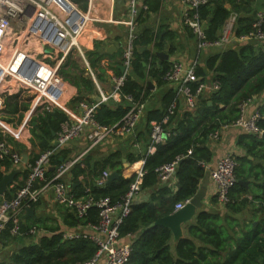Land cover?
<instances>
[{
  "label": "trees",
  "instance_id": "obj_1",
  "mask_svg": "<svg viewBox=\"0 0 264 264\" xmlns=\"http://www.w3.org/2000/svg\"><path fill=\"white\" fill-rule=\"evenodd\" d=\"M81 9L86 11L87 3L81 0ZM146 10H140L137 17L136 37L133 42L132 57L129 72L125 75L124 83L120 89L122 98L118 102L101 103L94 113V119L100 125L111 126L118 123L128 110V102L123 96H130L134 102H144L147 88L141 81L146 76H152L161 80L162 74L169 68L170 64L164 61L160 68L154 55L149 52V47L161 51L167 46L169 55L175 52L173 45V32L166 31L161 35L163 28L154 31L153 26L148 23L151 14L158 11V0H144ZM264 10V0H206L205 4L196 9L198 19L202 24L203 32L207 41L218 39V33L229 19L230 15L237 14L233 27L235 36L247 34L251 28L256 13ZM191 33V32H190ZM161 36V37H160ZM193 37V34H191ZM144 48V49H143ZM106 49L104 41L97 40L93 43V50L85 53L86 60L90 68L99 71L98 76H103L105 71L100 62L104 58L110 60L114 57ZM10 50V46H8ZM25 51V50H24ZM21 53L22 55H24ZM60 64L57 75L77 88V94L70 99V104H78L80 101L92 102L96 88L92 79L84 76V72L75 71L78 65L69 57ZM122 60H115L109 67L115 77L121 75L118 69ZM146 65H150L147 69ZM203 68L211 72L213 79L219 84V89L208 95L207 98L201 96L191 110L179 112L178 107L174 114L169 117L163 127L169 131L166 140L155 146L153 153L148 152L149 142L142 156L115 152L105 157L101 162L89 166L85 158L80 163L76 162L70 168L74 176L84 174V169L94 173L91 183L69 186V193L74 198L92 197L94 200L109 198L114 201L123 196L134 181L132 178L122 177L123 163L125 158L127 164L143 159L141 190L152 189L151 201L154 206L140 204L132 206V212L119 228V236L140 232V236L131 244V253L126 264H264V260L258 259L264 253V208L261 210V219L255 225H248L241 231V236L234 231L237 226L236 221L231 216H222L220 212H212L201 209L192 223L187 224L185 235L179 238L172 246V234L170 230L161 225H154V222L161 216H167L174 210L177 203L191 199L197 192L200 181L207 175L205 167L200 163H209L212 160V152L206 145L207 135L215 132L218 122L223 126L234 122L238 117V105L251 98L264 93V43L259 44L246 41L235 48L217 49L216 53L208 55L203 63ZM203 68L197 66L196 75L206 76ZM73 70H75L73 72ZM163 82V81H162ZM165 83V82H163ZM176 92L168 89L162 96L158 108L151 109L145 113V128L149 134V123L151 121L160 122L167 113V108L174 100ZM34 94L31 90H18L16 93L5 95L3 110L0 114V121L8 125H17L22 120L24 112L29 109ZM179 105V103H178ZM262 119L258 122L259 128L264 130V104L259 107ZM176 116H182L175 129L171 125ZM69 120L68 115L58 108L44 110L36 107L31 114L30 123V143L37 147L39 153L35 155L27 165L33 163L38 155L46 150H53L50 157V167L56 169L65 163L67 157L64 149L54 146L56 133L60 125ZM203 120H206L203 123ZM14 122H16L14 124ZM222 126V127H223ZM214 130V131H213ZM0 131V142L5 141L14 145L15 152L26 153V148L20 144L6 138ZM263 142L254 135H241L239 143L248 151L251 156L255 153L262 154V150L255 148ZM190 154L187 155V152ZM179 157L175 169L176 190L173 192L166 185L154 188L158 183L156 170ZM237 167L235 169L236 184L229 191L230 203L226 210L231 213L239 206L238 197L244 191L243 185L238 181L252 177L250 172L244 175L241 165L244 161L235 157ZM1 166L6 168L10 161L5 159L0 161ZM53 169L46 172V181L51 180ZM116 172L118 177L109 183L101 186L97 185V180L103 172ZM96 172V173H95ZM27 175V168H24ZM0 170V179L3 176ZM254 177L255 174L253 175ZM26 178V177H25ZM25 181V179H24ZM24 182L16 187L20 188ZM12 197V196H11ZM5 195L4 199H10ZM260 200L264 204V183L261 186ZM216 200V199H215ZM38 202L30 204L29 208L38 206ZM66 213L64 222L69 227L76 225L87 226L96 224L98 220L97 208L91 207L84 218H77L75 212L67 207H63ZM66 218H69L67 222ZM20 231L17 235L9 232L11 223L8 222L0 232L10 237L12 251L8 262L0 264H77L90 260L96 250V245L88 239L64 240L60 226H45L40 221L33 220L25 222L20 219ZM32 228H36L41 233L34 236L28 233ZM234 246V248H232Z\"/></svg>",
  "mask_w": 264,
  "mask_h": 264
},
{
  "label": "built area",
  "instance_id": "obj_2",
  "mask_svg": "<svg viewBox=\"0 0 264 264\" xmlns=\"http://www.w3.org/2000/svg\"><path fill=\"white\" fill-rule=\"evenodd\" d=\"M83 1L87 3L88 9L86 11L82 10L80 4L73 0H0V114L3 110L4 96L11 92L10 88H13L10 85L2 88V82L10 79L15 83L14 89L16 91L24 89L34 92V108L37 106L44 110L61 108L59 99L63 94L61 87L63 83L57 75L58 68L51 69L44 62L36 60L30 55V49L24 51V55H22L23 50L20 49V45L35 41L36 47L37 45L39 47L37 53H43L45 57L51 55L48 48H54L55 53H63L64 57L74 51L82 53L79 43L80 36L88 23L95 21L89 14L92 0ZM180 1L183 6L182 22L195 36L198 50L203 51L210 48L217 50L234 44L239 45L246 41L264 43V10L256 13L252 28L247 34L234 35L233 27L237 14L232 13L223 26L218 39L207 41L196 13V9L205 4L206 0ZM126 7V20L117 22L127 28L126 47L120 65L124 68V72L118 77H113L111 92L108 94L100 93L98 101L78 102L77 114L73 116V119L62 123L55 135L54 142L57 143L58 147H63L82 135L88 140L89 148L96 146L114 134L129 136L133 134L139 119L144 115V103L141 101L134 102L130 96H123L129 106L118 123L106 126L100 125L94 119V113L101 103L118 102L122 98L120 89L124 83L125 75L129 72L133 42L136 37V20L140 10H146L144 0H127ZM11 25L27 27L24 31L22 30L13 35ZM22 36L24 40L20 39ZM15 44L11 56L6 57L8 55V45L13 46ZM44 48L49 53H45ZM3 61L6 62L5 68H3ZM41 67H45L53 73L54 81H48L45 85L42 84L43 81L36 73V70ZM196 68V62L185 64L182 61L174 60L162 74L161 80L163 82L174 85L176 96L168 106L167 113L162 121L152 122L150 125L149 153H152L155 146L163 143L169 136V131L163 127V124L174 114L179 102L182 103L183 110H191L201 96L213 94L219 89V84L215 79L206 81L204 78L198 77ZM253 101L254 96L241 102L238 105L237 119L223 127H231L242 133L260 137L264 132L258 126V122L262 119L260 106H255L250 110ZM0 126H3L1 121ZM218 136V132L211 134V138L214 140H217ZM53 152L49 149L40 153L33 163L27 166L24 184L15 191L10 199L3 198L0 201V232L10 222V234L17 235L20 231L22 211L29 208L30 204L38 202L41 195L51 188L54 201L60 206L72 209L77 218H84L91 207L97 208L98 220L96 224L87 225L86 231L65 230L62 232L64 240L88 239L97 247L94 256L90 260L77 264H96L100 258L103 259L104 264H126L131 253V247L130 244L119 242V228L131 214L133 202L141 191L142 168L134 172V181L130 184L127 192L117 200L112 201L107 197L99 200H94L92 197L74 198L69 193L63 178L65 173L79 159L66 161L53 169L51 180L46 181L45 175L50 170V157ZM189 154L190 151L187 152V155ZM5 159H8L10 164L14 166L22 165V156L15 152L10 144L2 141L0 142V161ZM179 159V157H176L174 161L164 164L156 170L159 181L166 182L171 179ZM200 164L203 167L205 166L203 162ZM237 165L234 155L231 152H226L217 159L210 174V178L216 186V203L222 209H225L227 204L230 203L229 191L237 182L235 177ZM109 174L106 171L103 172L97 180V185H103ZM188 201L176 204L175 210L182 208ZM28 233L39 236L41 232L36 228H32Z\"/></svg>",
  "mask_w": 264,
  "mask_h": 264
},
{
  "label": "crops",
  "instance_id": "obj_3",
  "mask_svg": "<svg viewBox=\"0 0 264 264\" xmlns=\"http://www.w3.org/2000/svg\"><path fill=\"white\" fill-rule=\"evenodd\" d=\"M126 1L127 0H92L89 14L95 21L89 22L80 36L79 43L81 45L82 53H77L75 51L70 53L71 56L69 58L72 61H75L78 65V69L76 71L73 70V72L75 71L76 73H80V71L82 70L84 72V76L90 77L95 84L97 93L93 95V101H97V97H99L100 93L108 94L111 92L113 87L114 74L110 69L109 64L115 62V60H122V55L126 47L127 28L125 25H120L117 22L119 20H126L127 18ZM158 1L159 9L156 13L150 15L148 23L153 26L154 31L163 28L161 35L164 34L166 31L173 32L174 40L172 43L173 45H175L176 49L173 54L169 55L167 53V46H169V44L171 43L166 42V48L161 51L149 47V52L154 55L157 68H160L164 61H167L169 64H171V62L174 60L182 61L185 64L196 62L197 66L203 68L205 58L210 54L216 53L217 50L214 48L203 50V52H201V50H198L195 36H191V34L193 33L182 22L183 6L180 0ZM97 40L104 41L106 43V49L110 46H113L114 48V50H111L109 52L111 54H114V57L110 60L104 58L100 62L101 67L104 68L105 71L102 77H96L100 74L99 71L97 69L92 70L88 65V62L85 57L86 52L93 50V43ZM236 46L237 45L234 44L227 46L226 48H235ZM24 50L26 51V49ZM154 52H161L167 55L168 57L167 59L158 58L157 56H155ZM144 66H146L147 69L150 68V65L144 64ZM203 72H205L206 76H203V78L206 81H210L213 79L211 72L207 71L205 68H203ZM36 73L39 76L41 74H50L52 72L48 71L45 67H41L36 70ZM145 73L146 76L141 81L142 85L146 87L148 91L145 95V99L143 102L144 115L147 111L154 108H158L160 106L161 98L167 92L168 89L175 90L173 84L163 83L157 78H154L150 75L147 76V71ZM62 83L63 84L61 87L63 89V94L59 101H61L62 99L63 101H61V108L58 109L65 112L68 115L69 119H73V116H75L78 112L77 106L76 104H70L69 101L74 96H76L77 88L66 81H62ZM12 92L16 93L17 91L14 90L10 93L12 94ZM203 96L204 98L208 97V95L206 94ZM110 102L113 101H108V103ZM263 104L264 93L258 96H254V101L253 104H251L250 106V110H252L255 106H262ZM33 106L34 101L30 104L27 113L24 112L22 120L17 125H8L2 122L3 127L4 124L6 125L4 128L0 129L3 135L6 138H10L12 141H15L16 143L26 148V153L22 152L20 155L27 156V163H24L22 159V165L20 166H14L10 164L6 168L5 166L0 165V170L4 173L3 175L8 174L11 171H15L12 183L9 185V190L3 195H0V201L5 197V195H9L11 197L15 194L16 187L20 186L24 182V179L26 177V174L23 173L25 166L27 168L28 162L39 153L38 148L33 147L30 143V127L34 126V123L29 122L31 118L29 112ZM178 109L179 112L184 111L181 102H179ZM144 115V119L137 124L133 134L129 136L114 134L108 137L103 142L97 144L96 146L89 148L88 140L85 136L82 135L79 138L68 142L65 146L60 148L64 149L65 155L67 157H70L66 160L69 161L72 159H79L77 162L80 163L83 159L86 158L89 162V166L103 161L106 156L118 151L121 152L122 155L133 154L142 156L146 150V144L149 142L148 130L145 128L146 116ZM181 118L182 116H176L174 118L173 123L171 125V129H175ZM152 122L154 121H151L149 123V126L152 124ZM205 122L206 120H203V123ZM15 123L16 122H14V124ZM222 124V122H218L216 125L217 127L214 129L215 132L219 133L217 140L211 138L212 132L207 135V140L205 143L207 146H209L213 154V158L209 163H204L207 175L204 179L200 181L198 189L205 190V195L202 199V209L212 212H220L223 217L225 215L231 216L237 223V226L235 227L234 231L237 232L238 236H241V231L243 230V228L247 227L250 224L255 225L259 222L262 216L261 210L264 208V204L259 198L261 194V186L264 183V139L257 136L259 139H262L263 142L255 148L257 151L262 150V154L255 153L254 156H251L248 151L239 143V137L241 135L251 134L242 133L241 131L231 127H222ZM12 130H15L16 133H14V131ZM13 146L11 145L12 149ZM153 152L154 150L152 151V153ZM226 152H231L234 157L243 159L244 161L241 165L242 173L246 175L250 172V174L252 175V177L244 179V185L241 184L243 185L244 191L238 197L239 206L235 211H232L231 213H229L226 208L222 209L216 203V186L210 178V174L215 167L217 159L220 158ZM122 160V165L124 169L122 172V177L124 179L132 178L134 172L139 170V168L143 167V159L141 158L131 164H127L125 158H123ZM84 170V174H78L77 176H74L73 172L69 169L65 173L63 178V181L66 186L69 187L91 183L94 178V173L88 169ZM254 174L256 177L253 176ZM163 185H166L173 192H175V174L171 177L170 180L166 182L158 181L157 186L154 188V190H157L160 186ZM152 193V189L141 190L136 199L134 200L132 206L140 204H149L150 206H154V203L151 201ZM175 206L173 212L175 211ZM63 207L64 206H60L54 201L53 192L51 188H49L41 195L38 206L33 209L27 208L22 211L20 219L23 221V223L32 222L33 220L38 219V221H40V223H43L45 226L58 225L60 226L62 232L65 230L80 232L86 231L87 226L76 225L75 227H69L65 224L64 218L66 213ZM200 210L195 211V214L193 215L190 221L181 224L180 238L185 235V229L187 227V224L192 223L194 221L195 216ZM68 219L69 218H66L67 222H69ZM139 234L140 232L136 233L135 235L127 234L121 237L119 236V242L122 244H131L136 238L141 235ZM178 239H174V237L172 236V246ZM12 248V245H10V237L1 234L0 262H8V260L10 259V253L12 251ZM232 248H234V246H232ZM258 259L264 260V253L259 255ZM96 264H104L103 259H98Z\"/></svg>",
  "mask_w": 264,
  "mask_h": 264
},
{
  "label": "water",
  "instance_id": "obj_4",
  "mask_svg": "<svg viewBox=\"0 0 264 264\" xmlns=\"http://www.w3.org/2000/svg\"><path fill=\"white\" fill-rule=\"evenodd\" d=\"M219 35H220V32L218 33V36ZM111 50H114L113 46H110L106 49L107 52H110ZM44 52L49 53V51L45 48H44ZM154 54L158 58L167 59L168 57L167 55L161 52H154ZM118 69L121 73L124 72V68L122 66H118ZM98 100H99V97H97V101ZM34 109L35 108L33 107V109L30 111L29 113L30 116L33 113ZM260 137L264 139V132L261 134ZM54 146L58 147L57 143L54 142ZM22 159L24 163H27L26 155H22ZM52 169L53 168H50V170ZM14 174H15V171H11L8 174H5L2 176V178L0 179V195H3L4 193L8 192L9 185L12 183ZM117 177H118V174L116 172L110 173L107 177L106 183H109L110 181L114 180ZM238 183L244 185V182L242 181H238ZM204 195H205V190L198 189L197 192L194 194V196L182 208L175 210L172 214L168 216L158 218L154 224L161 225V226L168 228L172 236L174 237V239L180 238L181 224H184L185 222L190 221L193 215L195 214V211L203 208L202 199L204 198Z\"/></svg>",
  "mask_w": 264,
  "mask_h": 264
},
{
  "label": "rangeland",
  "instance_id": "obj_5",
  "mask_svg": "<svg viewBox=\"0 0 264 264\" xmlns=\"http://www.w3.org/2000/svg\"><path fill=\"white\" fill-rule=\"evenodd\" d=\"M24 26V25H23ZM26 27L27 26H25L24 28L22 27V26H20V27H16V26H14V25H11V32H12V34L13 35H15V34H18L20 31H24L25 29H26ZM23 28V29H22ZM21 40H24V37L22 36L21 38H20ZM27 44V46H26V44ZM25 43H22L21 45H20V49L21 50H23L24 51V49H26V50H29L30 49V55H32L36 60H38V61H41V62H44L46 65H48L51 69H55V68H59L58 66H60L59 64H61V62H60V60L62 59V58H64L63 60H65V58L67 57V55L64 57V55H63V53H60V52H58V53H55V50H54V48H48L49 50H50V57H45V55H43V53H37V52H39V47H38V45H37V47H36V42L35 41H31L30 43H27V42H25ZM9 46V45H8ZM16 46V44L15 45H13V46H10V50H8V48H7V52H8V55L6 56V57H9V55L11 56V54L13 53V51H14V47ZM36 50V51H35ZM38 50V51H37ZM201 52H203V51H201ZM200 52V53H201ZM62 60V61H63ZM57 71H58V69H57ZM62 81V80H61ZM8 85H10V86H12L13 88H10V90L11 91H14L15 89H14V87H15V83L14 82H12V80L10 79V80H6V82H3V84H2V88H5L6 86H8ZM9 94H11V93H9ZM9 94H7V95H9ZM12 94H13V92H12ZM33 94H34V92H33ZM61 101H63V99L61 100ZM60 101V102H61ZM33 102V100L31 101V103ZM25 113H27V111L25 112ZM144 118L143 117H141L140 119H139V122L141 121V120H143ZM138 122V123H139ZM6 125L4 124V127H5ZM1 128H3V126H0V129ZM12 131H14V133H16L15 132V130H12Z\"/></svg>",
  "mask_w": 264,
  "mask_h": 264
},
{
  "label": "bare ground",
  "instance_id": "obj_6",
  "mask_svg": "<svg viewBox=\"0 0 264 264\" xmlns=\"http://www.w3.org/2000/svg\"><path fill=\"white\" fill-rule=\"evenodd\" d=\"M5 66H6V62L3 61V68H5ZM39 77L41 78V81H43L42 82L43 85H45L48 81H54L53 73L41 74V75H39Z\"/></svg>",
  "mask_w": 264,
  "mask_h": 264
}]
</instances>
